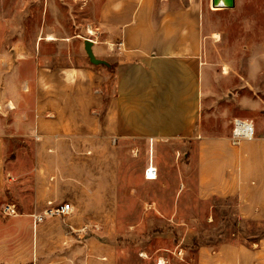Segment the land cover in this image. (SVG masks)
<instances>
[{
    "label": "rangeland",
    "instance_id": "374dc122",
    "mask_svg": "<svg viewBox=\"0 0 264 264\" xmlns=\"http://www.w3.org/2000/svg\"><path fill=\"white\" fill-rule=\"evenodd\" d=\"M163 1L0 0V120L11 136L5 171L15 177L0 203V264H264V219L241 208L235 196L199 194V138L186 139V152L173 156L174 163L171 155L160 156L158 179L147 181L146 168L140 170L144 156L123 154L121 165L114 155L118 140L110 124L100 122L121 56L120 38L110 44L105 34H117L138 3ZM178 2L196 5L192 14L208 35L195 135L202 131L206 141L203 132L215 133L241 146L246 140L233 144L232 133L234 120L243 118L255 124V137L264 136V0H236L232 8L212 6V0ZM86 39L108 65L90 61ZM104 45H112L109 55L100 50ZM103 125L106 152L98 154ZM72 133L85 141H76L80 148L70 155ZM40 146L54 150L43 153ZM38 166L43 183L55 187L40 214L65 202L73 211L45 216L37 228L22 231L18 216L4 213V203L15 204L20 215L27 211ZM246 174L253 186L264 180V171ZM225 244L231 246L225 260L216 259L211 252Z\"/></svg>",
    "mask_w": 264,
    "mask_h": 264
},
{
    "label": "crops",
    "instance_id": "0c3cea01",
    "mask_svg": "<svg viewBox=\"0 0 264 264\" xmlns=\"http://www.w3.org/2000/svg\"><path fill=\"white\" fill-rule=\"evenodd\" d=\"M198 4L199 12L203 14L204 5ZM193 7L196 5L179 3L178 0L153 4L141 2L133 8L132 19L120 26L117 34H105V42L110 44L120 38L121 56L117 57L119 60L114 93L103 120L100 121L101 124L110 125H103L99 130L102 133L98 135V154L106 152L105 126L118 140L114 155L120 157L119 163H123V154L137 151L144 156L141 171L143 168L147 169V166L155 168V165L162 169L160 156L164 155H171V163H174L173 156L186 152L185 140L199 138L195 141V155L199 161L198 192L202 199L235 196L241 208L247 207L258 219H264V180H257L261 184L253 186V180L246 174L252 168L264 171L262 133L259 132L254 139L246 140L238 147L232 146L229 138L215 133L203 132L206 141L201 140L202 131H199L200 136L195 135L203 112V79L207 69L203 68L200 60L205 43L203 39H207L208 35L202 32L199 21H196V14H192ZM111 47L112 45H104L100 50L109 55ZM52 122L58 123L56 120ZM41 126V123L36 125L38 133ZM257 126L260 129L259 123ZM5 131L4 122L0 120V203L6 202L11 181L15 180L10 172L7 174L5 171L4 156L6 149H10L11 137ZM67 136L68 141H71L69 154L73 155L80 148L76 141L85 140H79L81 137L73 133ZM128 141L134 142L125 146ZM162 143L167 145L162 146ZM39 148L42 149L39 151L47 154L54 150L48 148L45 151L41 146ZM256 150H261L262 153ZM146 169L144 178L147 181L158 179V174L155 179H147ZM29 170L32 171L31 168H24L23 171ZM35 170L38 180L31 191L33 204L26 207L27 211L21 215H16L21 221L22 231L37 228L34 215L40 214L44 203L55 197V187L52 184L47 186L42 181L41 167L38 166ZM69 186H73V183ZM71 194L67 197L73 199ZM228 248L231 246L225 244L218 250L209 252L215 253L216 259L225 260L222 257H226L223 253Z\"/></svg>",
    "mask_w": 264,
    "mask_h": 264
},
{
    "label": "built area",
    "instance_id": "2783aa9c",
    "mask_svg": "<svg viewBox=\"0 0 264 264\" xmlns=\"http://www.w3.org/2000/svg\"><path fill=\"white\" fill-rule=\"evenodd\" d=\"M213 6V3H212ZM256 129L255 124L248 119L236 118L234 120V127L232 133V141L233 144L240 145L244 140H252L255 137ZM151 164V163H150ZM151 169V166L147 167L145 176L147 177L148 170ZM155 175L158 174V169L155 167L153 169ZM4 213L7 215H17L18 210L15 204H5L4 205ZM73 211V206L69 202L62 203L59 207L56 208H48L44 211V214L34 215V223L38 224L43 221L45 216H54L56 214L66 215Z\"/></svg>",
    "mask_w": 264,
    "mask_h": 264
},
{
    "label": "water",
    "instance_id": "95a60500",
    "mask_svg": "<svg viewBox=\"0 0 264 264\" xmlns=\"http://www.w3.org/2000/svg\"><path fill=\"white\" fill-rule=\"evenodd\" d=\"M213 5L218 8H232L235 6L236 0H212ZM94 41L91 39L85 40V50L90 58V61L94 64H107V61L100 59L95 55L93 50Z\"/></svg>",
    "mask_w": 264,
    "mask_h": 264
},
{
    "label": "bare ground",
    "instance_id": "6f19581e",
    "mask_svg": "<svg viewBox=\"0 0 264 264\" xmlns=\"http://www.w3.org/2000/svg\"><path fill=\"white\" fill-rule=\"evenodd\" d=\"M213 6H215V5H213ZM90 32L94 33V32H92V30H90ZM48 40H55V38L53 36L52 37H48ZM153 169L154 168L151 166V169L148 170V174L149 175L147 177L145 176L147 179H155L157 177V175L154 174ZM161 264H163V261L161 262Z\"/></svg>",
    "mask_w": 264,
    "mask_h": 264
}]
</instances>
